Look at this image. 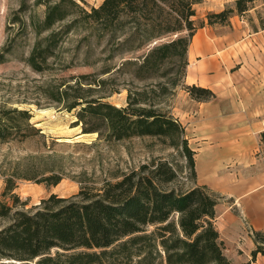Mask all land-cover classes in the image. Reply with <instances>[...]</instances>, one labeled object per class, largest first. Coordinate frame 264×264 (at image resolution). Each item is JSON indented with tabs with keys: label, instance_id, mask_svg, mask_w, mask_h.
Returning <instances> with one entry per match:
<instances>
[{
	"label": "trees",
	"instance_id": "trees-1",
	"mask_svg": "<svg viewBox=\"0 0 264 264\" xmlns=\"http://www.w3.org/2000/svg\"><path fill=\"white\" fill-rule=\"evenodd\" d=\"M255 1L236 0L235 9L209 14L208 25H224L234 15H244ZM36 4L45 7V15L43 21L31 20L36 40L26 62L34 72L65 71L83 48L87 66L106 64L99 73L47 82L43 96L69 112L75 110L74 126H81L82 134L115 141L160 139L186 159L194 184L177 188L178 170L170 161L154 158L118 181H105L99 189L81 186L76 195L52 194L26 209L28 203L14 193L17 180L55 187L64 176L56 170L39 179L31 168L15 172L6 178L0 200V264H129L134 257L140 264H159L160 259L163 264H232L216 226L222 195L198 184L196 152L186 129L162 108L164 98L183 85L189 48L206 25L195 19L194 0H104L90 9L78 0H36ZM19 22L17 16L14 23ZM73 35L81 38L75 58L65 65L61 54ZM103 42L101 56L91 61ZM11 51L7 47L0 52V64ZM116 60L119 64H107ZM128 68L131 80L143 86L129 88L128 105L118 107L106 101L105 95L114 92L101 76ZM185 89L201 102L217 98L209 88ZM31 120L29 110L2 108L0 142L43 136ZM252 238L253 258L264 257V231H254Z\"/></svg>",
	"mask_w": 264,
	"mask_h": 264
},
{
	"label": "rangeland",
	"instance_id": "rangeland-1",
	"mask_svg": "<svg viewBox=\"0 0 264 264\" xmlns=\"http://www.w3.org/2000/svg\"><path fill=\"white\" fill-rule=\"evenodd\" d=\"M23 1L0 0V52L7 47H11L12 50L6 55V61L0 64V110L2 108L29 110L32 114L31 123L41 130L43 136L9 143L0 142V200H3L6 178L15 172L23 173L26 168H31V174L38 179L51 175L50 170H56L64 176L62 182L55 187H47L36 180H17V189L14 193L22 202L28 203L26 209H31L52 194L68 198L78 194L81 186L99 189L105 181H118L124 174L138 169L140 165L149 163L154 158L168 160L178 170L179 178L175 185L177 188L192 186L194 182L190 179L191 170L186 159L175 149L164 145L160 139L133 137L115 141L99 139L98 134H82V127L74 126L77 120L75 110L69 112L43 96L42 87L47 82L53 79L57 82L63 79L70 80L72 76L80 74L99 73L106 64L96 62L87 66L86 49L83 48L79 51V59L65 71L34 72L26 62L36 40L31 20L34 18L43 21L45 7L37 5L36 0H26L27 6L24 9ZM78 1L90 9L98 7L104 0H83L84 3ZM194 2L195 19L206 23L202 34L195 38H198L199 42L208 31L206 29L208 15L220 13L219 10L223 7L224 10L235 9L236 0ZM17 16L22 22L14 23ZM215 26L217 35L222 36L218 38L219 42L226 43L227 46L219 57L232 56L237 61L240 57L246 68L241 73L242 77L259 80L257 90L260 94L264 89V0H256L253 8L244 15H234L224 25ZM80 38L73 35L64 45L61 58L65 65L70 64L75 58L73 51ZM104 46V42L97 45V56L91 61H96L101 56ZM202 53L207 56L210 51L203 48ZM51 62L57 64L54 60ZM107 64L111 66L119 64V60ZM238 68L235 67L232 72ZM190 70L188 66L185 79ZM101 78L109 80L108 88L114 92L105 95L106 101L118 107L128 105L129 88L135 91L143 86L131 80L129 68L124 72H116ZM185 79L183 85L164 98L162 108L170 112L186 129L190 146L196 152L197 182L199 176L205 179L212 176L213 179L221 181L226 177H233L234 182L238 183L245 174L237 161L243 154L240 152L242 139L239 130L233 127V124L242 120L252 121V114H246L243 109L240 112H227L228 101L217 104L214 102L217 98L209 102L193 99L185 89V86H188ZM238 102L240 103V99ZM250 134L252 138L249 145L252 150L250 156L264 158L261 133L254 134L250 131ZM210 160L211 167L207 165ZM219 193L222 195L218 209L219 215H223V218L220 216L221 229L234 226L239 228L237 233L245 238L254 231H264V210L257 209L258 206L264 205V189L252 194L244 206ZM139 259L138 257L129 259V264H140ZM159 264H163L162 259L159 260Z\"/></svg>",
	"mask_w": 264,
	"mask_h": 264
},
{
	"label": "crops",
	"instance_id": "crops-1",
	"mask_svg": "<svg viewBox=\"0 0 264 264\" xmlns=\"http://www.w3.org/2000/svg\"><path fill=\"white\" fill-rule=\"evenodd\" d=\"M224 9L223 7L219 12ZM203 29L197 32L189 48L188 58L191 70L185 79L186 84H195L213 90L217 95L215 103L223 104V102L228 101L229 109H226L227 112H240L243 109L246 114H252L253 120H242L233 124V127L239 130L242 139L240 152L243 154L237 161L245 176L238 183L234 182L233 177H226L221 181L220 179H213L212 176L206 177V179L199 176L198 184L208 185L213 190L227 195L229 199L236 200L238 205L244 206L252 194L264 189V158L251 157L250 152L252 150L249 147L252 142L250 131L254 134L264 131V89L259 94L257 90L259 80L252 77L250 79L242 77L241 73L246 68L240 57H238V61L232 56L219 57V54L227 49V46L226 43L219 42L218 38L222 36L217 35L215 25H208L206 28L208 31L206 30L202 40L194 41L197 36L202 34ZM203 48L208 49L210 54L205 56L202 53ZM235 67L239 68L232 72ZM237 98L240 99V103ZM255 130L257 131L255 132ZM207 165L211 167L212 160L208 161ZM208 171L210 173V169ZM219 206H217V213ZM257 209L264 210V205L258 206ZM220 216L223 215L218 213L216 226L220 238L225 244V254L232 264H264V257L261 254L257 255L255 259L252 256V252L256 248L252 235L247 234L246 238L240 236L237 233L239 228L234 226L233 228L228 226L221 229L219 227Z\"/></svg>",
	"mask_w": 264,
	"mask_h": 264
},
{
	"label": "bare ground",
	"instance_id": "bare-ground-1",
	"mask_svg": "<svg viewBox=\"0 0 264 264\" xmlns=\"http://www.w3.org/2000/svg\"><path fill=\"white\" fill-rule=\"evenodd\" d=\"M194 41L198 42V38L197 39H194Z\"/></svg>",
	"mask_w": 264,
	"mask_h": 264
}]
</instances>
